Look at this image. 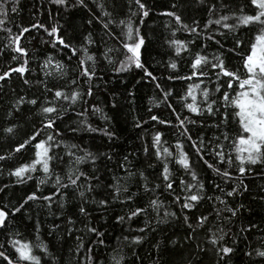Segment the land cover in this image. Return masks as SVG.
<instances>
[{"label":"snow or ice","instance_id":"snow-or-ice-1","mask_svg":"<svg viewBox=\"0 0 264 264\" xmlns=\"http://www.w3.org/2000/svg\"><path fill=\"white\" fill-rule=\"evenodd\" d=\"M193 2H199V0H193ZM48 3L55 5L58 10L61 7L65 10L88 7L86 0H48ZM132 3L135 4V11L130 8L131 15L143 22L144 18L150 15L146 0H129V4ZM9 4H11L10 10L13 14L18 13L20 7L19 0H0V32L5 33L3 37L5 42L0 45V54L7 53L9 56L8 63L0 67V82H6L16 76L23 85L30 89L33 84L30 74L37 71L33 68V63L39 65L38 71L43 78L36 80L39 94H34L28 98L26 90L25 95H17L13 98L7 110V116L17 121L24 119L35 124L38 119L39 127L34 126L25 133L26 138L22 142L15 141V146L11 147L6 155H0V161L10 157L12 153H20L27 146L32 149L30 161L13 168L8 174L15 177L17 183H23L25 176L31 179L30 173L40 171L43 173V178L37 180V191L44 184L50 183L53 187L49 189L48 195L38 196L37 192L29 193L18 206L12 205L11 208L8 205L0 206V230L9 227V219L14 213L21 212L28 201H43L51 208L53 207L52 199L56 197L60 207L63 208L65 198L75 196L78 193L81 199V203L78 205V213L89 221L85 224V231L94 235L96 239L90 244H85L81 237H77L75 253L79 254L84 250L82 256L84 264H129L124 254V247L120 244L112 249L107 260L103 262L99 260L94 248L104 244L103 233L91 224L88 202L85 198V192L95 191L93 184H99V180L96 179V173L100 172V169L96 167L97 160L104 157L111 160V155L103 152L93 153L80 148L77 144L65 143L59 127L66 119L69 121L66 127L73 135L78 132L100 133L109 140H113L117 136V133L109 127L107 123L109 118L103 115L102 109L86 99V97H92L95 94L92 82L100 67L88 47L95 41L90 38V35L84 36L83 43L77 48L61 33L58 23H53L50 27L42 22L29 23L27 26L18 24L15 25L17 31L13 32L7 26L11 21L7 9ZM230 4L233 7H229ZM113 6H116L115 0H113ZM185 6H187V0H177L161 15L171 18L179 30L195 35L198 40H202L201 48H206L207 44L211 42L217 45L218 49L212 57L200 51L194 52L190 57L188 64L190 71L187 76L169 75V79H179L186 82L195 80L193 83H188L183 94L178 96V100L182 102V107L189 115L181 117V115L176 114L177 131L190 144L197 160L219 177L221 183L228 186L225 189L219 185H214L222 195L214 197L218 204L213 205L212 212V215H215L216 219L221 220L227 227L233 222V218L245 211L243 203L235 202L237 196L248 191L249 186L245 184L242 177L255 174L257 170L261 176H264V0H243L242 3H236V0H222L219 8L223 9V12H217V2L211 0L209 6L204 8V11L208 13V19L203 27L208 29L209 25L217 26L212 30L213 34H202L198 30L200 25L194 18L191 23H185L182 13L178 11ZM97 7L101 6L97 5ZM110 15L109 12L101 11L96 17L98 21L102 22L105 30H108L114 21L112 19L102 20V18ZM213 16L216 18L213 19ZM91 22L92 20L89 19L88 23ZM118 26H122L118 36L123 37L119 42L123 50V59H120L119 63L116 64L110 55L112 49H105V51L100 52V56L109 65H113L112 71L114 72L121 73L133 68L139 69L145 77L155 82L157 77L143 62V53L147 47V37L143 35V30L139 25H133L130 17L127 20H120ZM33 29L41 35L40 44L50 45L53 49L61 52L67 50L70 53V58L78 57L77 65L72 69L74 74L72 79H67L69 75L68 65L57 60L52 54L44 56L42 60L37 56L36 60L33 61L32 57L36 55L35 49L30 53L23 43L25 34ZM238 29L253 31L243 53H240L239 50L245 45V41L239 38ZM175 32L176 29L174 28L172 30L173 36H175ZM106 34L111 35V32H106ZM230 34L233 39V47L226 51L223 41ZM166 42L177 57H180L182 53L191 51V48L194 47L191 40L172 38ZM227 52H236L240 55L241 64L235 69L228 63ZM167 67L175 70L177 63L173 60ZM205 78L208 86L202 87L205 84ZM54 80L63 81V83H53ZM155 86L161 87L159 83H156ZM0 89H2V84H0ZM41 89L42 91H40ZM128 94L132 95L131 92ZM171 95L172 90L169 89L164 93L165 100ZM78 105L79 110H77ZM26 106H31L27 107V112H25ZM167 106L173 109V113H175L173 105L168 104ZM69 112L75 113L74 118L67 115ZM97 114L105 121L104 127H94L89 120V116ZM62 117L63 119H61ZM150 120L160 124H172L171 120L161 119L157 115L150 116ZM6 123L8 126L2 129L4 134L6 136L14 135L18 125L12 123L11 120L6 121ZM141 123V121H137L134 126L139 128ZM197 125H199V129L206 125L207 129L213 133L212 137L209 138L205 132L199 129L194 136L192 126ZM162 135L160 131H156L151 144L156 162L162 164L160 173L156 178L157 180L162 178L163 187L173 197V203L178 204L182 212L187 210L186 214L183 215V224L187 226L184 239L190 242L195 239L198 230L205 231L207 244L211 246V251L217 258L216 264H229L231 256L236 252L235 244L238 233L229 237L228 233L219 225L214 230L209 226L210 214L205 212H201L195 218L191 216L192 210L199 208L205 201L207 196L205 183L199 177L196 171L197 165L192 161L191 153L185 150L184 143L177 139L174 145L176 151L174 152L169 147L162 146ZM61 146L67 150L65 155L68 157L70 165L66 173V182L65 175L55 171L57 168L55 162L57 160L61 163L64 162V158L59 152ZM72 149L82 152L83 155H77L76 151H72ZM144 151L147 153L149 149L145 148ZM209 154L212 157L211 162L206 158ZM128 159V156H124L119 165L120 168L127 169L126 162ZM85 161L92 162L93 172L88 173L75 167ZM172 162L183 170V175L178 181V190L176 176L172 174L170 167ZM149 166L153 167L154 165ZM128 175L131 176L132 173H128ZM138 175L141 180L145 181L139 184V189L148 197L142 205L137 203L139 197L136 193H130L127 185L121 184L119 180L103 186L111 191L108 192V196L99 199L98 202L94 201L98 209L104 210L111 203L109 196L111 200L119 201L121 205L130 202L126 214L115 215V220L120 224L134 218L138 219L140 216L146 217L144 226L136 229L139 235H132L131 238L123 237V240L131 244L133 248L144 239L146 229L154 230L151 228L152 224L159 227L160 224H168L177 216L175 212L169 211L159 198L157 189L161 185L157 183L152 186L150 182H147L143 171H140ZM49 177H54V179L49 180ZM82 182L88 184L84 190H80ZM261 191L264 192V188ZM57 194L59 195L57 196ZM227 198H232V201L227 200ZM207 199L212 200L213 197L209 196ZM232 202H235L234 206H228ZM220 206H223L222 209ZM161 209H163L162 217L159 215ZM149 210L151 213L157 214L155 219ZM223 212H227L229 215L224 216ZM65 224L69 226L66 231L71 234L75 225L73 217L68 216ZM255 227L249 221L246 227H240L239 232H248L249 229ZM59 228L60 225L53 223L49 235H55ZM35 231L39 233V223L36 224ZM6 241L7 246L0 244V249H3L0 250V264H42V257L34 254V248H39L43 255H49V247L43 242L33 245L23 240L19 232H16L14 236H6ZM37 241H39V236H37ZM169 243L175 245L177 241L173 239ZM153 247L158 252V258L153 264H167L161 258L163 252L159 250V243L157 242ZM197 249L199 253H206L209 250L199 243ZM164 251H168V249H164ZM69 253L71 255L72 249L69 250ZM133 254L136 260L140 259L135 252ZM242 254L245 257L254 255L260 258V264H264V242L260 244V247L249 248ZM73 258L76 259V264H81V258ZM43 264H47V262L44 261ZM190 264H199V262H190ZM252 264H255V261Z\"/></svg>","mask_w":264,"mask_h":264},{"label":"trees","instance_id":"trees-1","mask_svg":"<svg viewBox=\"0 0 264 264\" xmlns=\"http://www.w3.org/2000/svg\"><path fill=\"white\" fill-rule=\"evenodd\" d=\"M176 2L177 0H146L150 15L145 17L144 21L141 22L135 16L131 15L130 8L132 11H135V4L132 3L130 5L129 0H115V7L113 6V0H86L87 8L76 7L67 10L62 7L58 10L55 5L49 4L48 0H19L20 7L16 14H13L10 10L11 4L7 5L8 15L11 17V21L7 26L13 32H16L17 28L15 25L18 24L27 26L29 23L42 22L50 27L51 24L58 23L61 28V33L77 48L83 43L84 36L90 35V38L95 41L94 44L88 47L97 59L100 67L92 82L95 94L92 97H86V99L102 109L103 115L109 118L107 121L109 127L117 133V136L115 139L109 140L100 133L78 132L73 135L66 127L69 123L66 119L59 127L65 143L69 145L77 144L80 148L86 149L87 151L93 153L103 152L112 157L111 160H108L106 157L97 160L96 167L100 169V172L96 173V179L99 180V184H93L95 191L85 192L90 222L103 233L104 244L95 246L94 248V252L101 262L107 260L112 249L117 244H120L124 247V254L129 264H133V262L134 264H153L158 258L157 249L153 245L158 242L159 250L163 252L161 258L167 264H190V262L216 264L217 258L214 252L211 251V246L207 244L205 231L198 230L195 239L190 242L184 239L187 226L183 224V215L186 214L187 210L182 212L179 205L173 203V197L163 187L162 178L161 180H157L156 178L160 173L162 164L156 162L151 144L154 133L160 131L163 134L162 146L169 147L170 150L175 152L174 145L176 140L180 139L184 143L185 150L191 153V159L197 165L196 171L199 177L205 183V191L207 193L205 201L199 208L192 210L191 216L195 218L201 212H205L206 214H210L209 226L214 230L219 225L220 228L228 233L229 237L234 233H238L235 244L236 252L231 256L229 264H252L253 261H255V264H260V258L254 255L245 257L242 253L249 250V248L255 249L260 247V244L264 242V199H261V197H264V192L261 191L264 188V176H261L259 170H257L255 174H248L242 177L245 184L249 186L248 191L237 196L235 202L243 203L245 205V211L240 213L238 217L233 218V222L226 227L221 220H217L215 215H212V212L213 205L218 204L214 197L222 195L214 185H219L225 189L228 186L221 183L219 177L211 170L206 169V166L197 160L194 150L190 148V144L177 131L176 114L181 115V117L189 115L182 107V102L178 100V96L183 94L188 83H193L195 80L186 82L179 79H169L168 77L170 74L187 76L190 71L188 67L190 57L194 52L200 51L212 57L216 54L218 46L209 42L206 48H201L200 44L203 43L202 40H198L195 35L179 30L171 18L161 15V13L170 8L172 3ZM210 2L211 0H199V2L187 0V6L181 7L178 11L182 13L185 23H191V20L194 18L199 23L200 27L198 30L202 34H213L212 30L217 26L209 25L208 29L203 27L208 19V13L204 11V8L209 6ZM216 2L218 5L217 12H223V9L219 8L222 0H216ZM242 2L243 0H236V3ZM97 5L101 7H97ZM229 7H233V5L230 4ZM101 11L111 13L110 16L102 18V20L112 19L114 21L108 30H105L102 22L96 19ZM129 17L133 25H139L143 30V35L147 37L146 32L149 28L151 33H153L152 40L154 43H159L167 49V52L161 59V63H159V71L154 72L147 67L157 77L155 82L145 77L139 69L133 68L130 71L121 73L114 72L112 71L113 65H109L100 56V52L105 51V49H112L113 51L110 55L116 64L119 63L120 59H123V50L119 43L123 37L118 36L121 33L122 26L118 25L120 20H127ZM215 18L213 16V19ZM89 19L92 20L91 23H88ZM174 28L176 29L175 36L172 34ZM106 32H111V35L106 34ZM237 33L239 38L245 41V45L239 50L240 53H243L247 47L249 37L253 35V31L238 29ZM4 36L5 33L0 32V45L5 42L3 39ZM172 38L191 40L194 47L191 48V51L182 53L180 57H177L166 42ZM40 40L41 35L35 29L30 30L23 38V43L29 49L30 53L35 49L36 55L32 57L33 61L36 60L37 56L42 60L44 56L52 54L57 60L68 65L67 71L69 75L67 79H72L74 75L72 69L76 67L78 57L70 58V53L67 50L63 52L55 50L50 45L40 44ZM223 43L226 51L231 49L233 47L232 35L230 34ZM156 59L157 53L154 52L150 56V60ZM227 59L233 69L241 64L240 55L236 52H227ZM173 60L177 63L175 70L167 67ZM8 61L9 56L7 53L0 54V67L6 65ZM38 67V64L33 63V68L37 69V71H33L30 74L33 81L30 89L28 86L23 85L22 81L16 76H13L11 80L6 82H0L2 84V89H0V155H6L11 150V147L15 146V141L22 142L26 138L25 133L29 132L34 126L39 127L38 119L34 124L31 121L24 119L17 121L7 116L8 107L15 96L25 95L26 90L28 98H31L34 94H39L37 92L36 80L42 79L43 77L40 76ZM163 82L182 84L183 87L179 90L177 97L171 95L165 100L164 93L166 91L164 90ZM53 83L62 84L63 81L54 80ZM156 83H159L161 87L157 88L155 86ZM203 86H208L206 78ZM129 92L132 93L131 96L128 94ZM168 104L173 105L175 113H173V109L168 108ZM27 107L31 106H26L25 112H27ZM77 110H79V105L77 106ZM89 111H91L90 108ZM67 115L74 118L75 113L69 112ZM152 115H157L161 119L171 120L172 124H160L152 121L150 120V116ZM8 120L18 125V129L14 135L6 136L2 131L4 127L8 126L6 123ZM89 120L94 127H104L105 125V121L101 119L99 114L89 116ZM137 121L142 122L139 128L134 126ZM198 129L199 125L192 126L194 136ZM199 130L205 132L209 138L213 135L207 129L206 125ZM145 148L149 149L147 153L144 151ZM66 151L61 146L59 152L64 158V162L61 163L59 160L55 162L57 165L55 171L65 175V182L66 173L70 167L68 157L65 155ZM72 151H76L77 155H83L82 152L75 149H72ZM124 156H128L129 158L126 162L128 165L127 169L120 168L119 166ZM31 158L32 149L26 146V149L20 153H12L7 159L0 161V206L8 205L9 208L12 205L18 206L20 202H23V198L31 192H37L38 196L49 194V189L53 187L50 183L41 185L39 191H37V180L43 178V173L40 171L30 173L31 179L25 176L23 183H17L16 178L8 174L10 170L20 164L29 162ZM206 158L211 162V154ZM85 165L87 166L85 167ZM149 165L154 166L150 167ZM75 167L88 173L94 171L93 164L90 161H85ZM170 167L172 174L176 176L178 190V181L180 176L183 175V170L179 169V166L174 162L170 164ZM140 171L145 173L147 182H150L152 186H155L157 183L161 185L157 189L159 198L162 200L164 206L169 211L175 212L177 216L175 219L170 220L168 224H160L159 227L152 224L151 228L154 230L146 229L144 239L139 245H135L133 248L131 244L123 240V237L128 236L131 238L132 235H139L136 229L144 226L146 217L140 216L138 219L134 218L131 221L120 224L115 220V215L126 214L128 203L130 202L121 205L119 201H113L109 196L108 198L111 203L104 210L98 209L94 201L98 202L99 199L108 196V192L111 190L103 186L119 180L121 184L127 185L130 193H136L137 197H139L137 203L142 205L148 197L139 189V184L145 182L138 175ZM128 173H132V175L129 176ZM51 179H54V177H49V180ZM188 179L190 180V177ZM87 187L88 184L82 182L80 190H84ZM209 196L213 197V199L208 200L207 197ZM222 198L224 197L222 196ZM227 200L232 201V198H227ZM235 202L229 203L228 206H234ZM80 203L81 199L78 193L75 196H67L63 208L60 207L56 197L52 199L53 207L51 208L43 201H28L26 207L21 212L14 213L9 219V227L0 230V244L7 246L6 236H14L16 232H19L23 240L33 245L43 242L49 247V255H43L39 248H34V254L42 257V264L44 261L47 264H76V259L73 257L81 258V264H84L82 260L84 250L79 254L75 253L77 237H81L85 244H90L96 237L85 231V224L89 221L78 213V205ZM132 206L134 207L135 205ZM222 207L220 206L221 209ZM149 212L153 219H155L157 214L151 213V210ZM222 214L224 216L229 215L227 212H223ZM159 215L161 217L163 216V209L160 210ZM68 216H72L75 221L71 234L66 231V228L69 227L65 224ZM249 221L256 227L249 229L248 232H239L240 227H246ZM37 223L40 225L39 233L35 231ZM53 223L60 225V228L55 235H49ZM37 236H39V241H37ZM173 239L177 241L175 245L169 243ZM198 243L203 247H207L209 250L206 253H199L197 249ZM70 249H72L71 255L69 253ZM164 249H168V251H164ZM134 252L140 257L139 260L135 259Z\"/></svg>","mask_w":264,"mask_h":264},{"label":"rangeland","instance_id":"rangeland-1","mask_svg":"<svg viewBox=\"0 0 264 264\" xmlns=\"http://www.w3.org/2000/svg\"><path fill=\"white\" fill-rule=\"evenodd\" d=\"M146 35L148 43L143 53V62L145 63L146 67H148L150 70L157 72L159 71V63H161V59L167 52V49L159 43H154V41L152 40L153 33H151L149 28L147 29ZM154 52L157 53V59L150 60V56H152ZM162 84L165 91H168L169 89L172 90V95L174 97L178 96L179 90L181 89V87H183L182 84H169L167 82H163Z\"/></svg>","mask_w":264,"mask_h":264}]
</instances>
